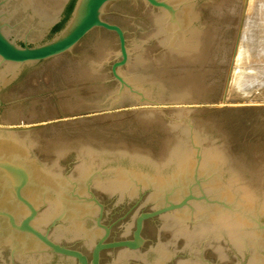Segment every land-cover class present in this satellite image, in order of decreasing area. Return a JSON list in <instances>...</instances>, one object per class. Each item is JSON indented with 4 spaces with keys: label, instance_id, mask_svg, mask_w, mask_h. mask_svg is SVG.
I'll return each mask as SVG.
<instances>
[{
    "label": "water",
    "instance_id": "95a60500",
    "mask_svg": "<svg viewBox=\"0 0 264 264\" xmlns=\"http://www.w3.org/2000/svg\"><path fill=\"white\" fill-rule=\"evenodd\" d=\"M240 5L0 0V264H264V107L214 108Z\"/></svg>",
    "mask_w": 264,
    "mask_h": 264
},
{
    "label": "rangeland",
    "instance_id": "374dc122",
    "mask_svg": "<svg viewBox=\"0 0 264 264\" xmlns=\"http://www.w3.org/2000/svg\"><path fill=\"white\" fill-rule=\"evenodd\" d=\"M263 29L264 0H241L225 77L214 108L264 107V70L260 66L262 64V52L264 53ZM245 47L247 51L244 50ZM245 51L248 53L245 56L248 59L246 60L248 61L247 64L244 63ZM258 54L261 55L260 58L257 57ZM245 74L252 77L256 76L253 85L244 90L243 88L241 90L234 89L239 87L237 86L238 81ZM224 100L226 101L224 102Z\"/></svg>",
    "mask_w": 264,
    "mask_h": 264
},
{
    "label": "bare ground",
    "instance_id": "6f19581e",
    "mask_svg": "<svg viewBox=\"0 0 264 264\" xmlns=\"http://www.w3.org/2000/svg\"><path fill=\"white\" fill-rule=\"evenodd\" d=\"M253 7V6H252ZM261 17V16H260ZM262 33H264V29L262 30ZM262 36H263V38H264V34H262ZM243 42V41H242ZM238 43V42H237ZM241 43V42H240ZM243 46V45H242ZM264 46V45H263ZM243 48V47H242ZM247 48L245 47V49L244 50H246ZM243 50V49H242ZM243 50V51H244ZM236 51V50H235ZM247 51V50H246ZM246 51H245V54H244V57L245 56H247L246 54H248V53H246ZM262 51V50H261ZM264 51V50H263ZM236 53V52H235ZM261 57V55L260 54H258L257 55V57L258 58H260ZM262 64L260 65V66H262V70H264V53L262 52ZM246 60H248L246 57H245V61H244V63H246V62H248V61H246ZM247 64V63H246ZM242 65H244V64H242ZM247 70V69H246ZM250 75H252L251 73H249ZM229 75V74H228ZM227 75V76H228ZM248 75V74H247ZM246 74L245 75H243L241 78H240V80L238 81V84H237V82H236V84H237V86H239L238 88H234V89H237V90H241L242 88H243V90L245 89V88H247L248 86H252L253 85V83H254V78L256 79V76L254 77H252V76H250V75H248V76H250V77H248ZM233 87V86H232ZM242 90V91H243ZM226 101V100H225ZM224 101V102H225ZM231 101V100H230ZM233 101V100H232ZM232 103V102H231Z\"/></svg>",
    "mask_w": 264,
    "mask_h": 264
},
{
    "label": "flooded vegetation",
    "instance_id": "af4514ba",
    "mask_svg": "<svg viewBox=\"0 0 264 264\" xmlns=\"http://www.w3.org/2000/svg\"><path fill=\"white\" fill-rule=\"evenodd\" d=\"M72 3H73V1L71 2L70 6H69V9H67V12H66V14H68V13L70 12V9H71V7H72ZM60 258H62V257H60ZM65 259H66V258H65ZM70 261H72V262L76 263V262H75V261H73V260H70Z\"/></svg>",
    "mask_w": 264,
    "mask_h": 264
}]
</instances>
